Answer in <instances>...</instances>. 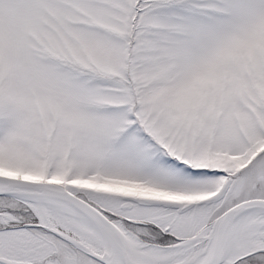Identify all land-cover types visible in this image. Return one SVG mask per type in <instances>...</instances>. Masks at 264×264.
<instances>
[{
	"label": "snow or ice",
	"instance_id": "snow-or-ice-1",
	"mask_svg": "<svg viewBox=\"0 0 264 264\" xmlns=\"http://www.w3.org/2000/svg\"><path fill=\"white\" fill-rule=\"evenodd\" d=\"M0 264H264V0H0Z\"/></svg>",
	"mask_w": 264,
	"mask_h": 264
}]
</instances>
